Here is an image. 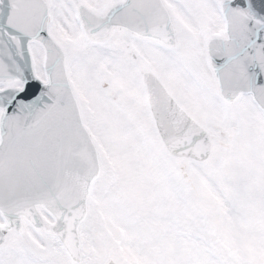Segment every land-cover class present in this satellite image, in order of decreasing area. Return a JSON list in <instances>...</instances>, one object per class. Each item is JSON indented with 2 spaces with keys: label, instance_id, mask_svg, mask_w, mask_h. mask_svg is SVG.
<instances>
[{
  "label": "snow or ice",
  "instance_id": "obj_1",
  "mask_svg": "<svg viewBox=\"0 0 264 264\" xmlns=\"http://www.w3.org/2000/svg\"><path fill=\"white\" fill-rule=\"evenodd\" d=\"M0 264H264V0H0Z\"/></svg>",
  "mask_w": 264,
  "mask_h": 264
}]
</instances>
